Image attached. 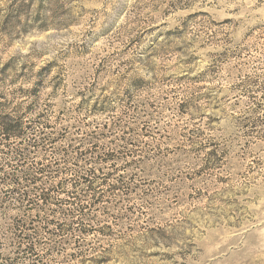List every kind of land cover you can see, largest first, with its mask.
I'll return each instance as SVG.
<instances>
[{"label":"rangeland","instance_id":"1","mask_svg":"<svg viewBox=\"0 0 264 264\" xmlns=\"http://www.w3.org/2000/svg\"><path fill=\"white\" fill-rule=\"evenodd\" d=\"M0 264H264V0H0Z\"/></svg>","mask_w":264,"mask_h":264},{"label":"trees","instance_id":"2","mask_svg":"<svg viewBox=\"0 0 264 264\" xmlns=\"http://www.w3.org/2000/svg\"><path fill=\"white\" fill-rule=\"evenodd\" d=\"M24 126L17 118L9 115L0 116V133L4 138H20L23 134Z\"/></svg>","mask_w":264,"mask_h":264}]
</instances>
